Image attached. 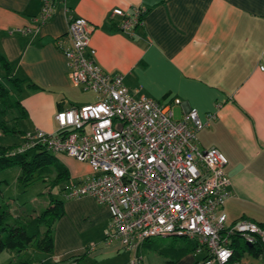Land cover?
Instances as JSON below:
<instances>
[{
	"label": "crops",
	"instance_id": "1",
	"mask_svg": "<svg viewBox=\"0 0 264 264\" xmlns=\"http://www.w3.org/2000/svg\"><path fill=\"white\" fill-rule=\"evenodd\" d=\"M42 4V0H0V54L10 64V78L22 82L21 91L16 92L5 79L1 64L0 83L9 82L4 87L23 108L24 114L13 110V120L26 122L22 132L54 133L58 106L91 104L72 99L74 90L84 91L70 82L62 54L71 44L69 20L85 19L93 26L90 47L96 52V65L107 75H121L133 98L170 104L175 120L189 109H195L203 122L212 117L197 132L196 145L201 150L216 148L227 159L225 226L240 220L264 224V70H260L264 67V0H65L40 23L36 18ZM136 8L144 11L142 25L123 32L121 19L111 16L112 11L131 14ZM17 29L21 32L11 33ZM30 83L40 89L29 88ZM175 100L180 104H174ZM10 114L0 115V123L5 122L0 128L3 134L13 129L8 127ZM19 142L16 133L7 146ZM67 171L77 181L87 175L72 178ZM60 201L64 215L53 226V250L44 253L36 248L39 253L26 259L80 264L70 259L84 257L90 246L98 248L99 243L106 260L123 253L118 243L104 241L110 226L105 205L90 196L66 199L63 194ZM147 250L144 246L143 252ZM201 252L202 256L195 254ZM21 254L25 257L26 251L9 254L0 264H19ZM205 255L203 250L191 251L176 264H196ZM252 258L264 264L262 258ZM157 259L153 264L167 261Z\"/></svg>",
	"mask_w": 264,
	"mask_h": 264
},
{
	"label": "built area",
	"instance_id": "2",
	"mask_svg": "<svg viewBox=\"0 0 264 264\" xmlns=\"http://www.w3.org/2000/svg\"><path fill=\"white\" fill-rule=\"evenodd\" d=\"M36 21L43 23L55 5L65 0H42ZM144 11L131 14L115 9L120 29L140 27ZM93 26L85 19L69 20L70 46L62 49L68 78L82 91L96 93L93 103L56 111L57 130L46 134L27 132L19 152L36 145L54 154H65L87 163L91 175L63 186L66 199L92 197L110 213L105 243L120 242L125 251H137L151 238H184L195 242L207 258L200 264H246L233 260L229 236L240 233L247 244L264 231L255 223L240 220L223 234L226 215L222 211L229 196V179L223 172L225 156L216 148L201 150L196 134L208 125L195 109L175 120L171 105H159L144 96L133 98L121 75L102 72L90 47ZM21 32L13 30L11 33ZM25 33V31H23ZM264 70V67H260ZM174 104H180L175 100ZM94 246H92V249ZM135 258L129 264H138ZM38 264V263H35Z\"/></svg>",
	"mask_w": 264,
	"mask_h": 264
},
{
	"label": "trees",
	"instance_id": "3",
	"mask_svg": "<svg viewBox=\"0 0 264 264\" xmlns=\"http://www.w3.org/2000/svg\"><path fill=\"white\" fill-rule=\"evenodd\" d=\"M143 15L140 17L141 20H143ZM0 64L5 72L4 77L11 82L13 87L16 89V92H20L22 82L18 79L10 78V64L1 54ZM28 87L31 89H40L32 83L28 84ZM0 107V115L2 116H5L8 111L12 112L13 110H19L21 114H24L23 108H20V102L17 100V97L12 95V93L1 83ZM61 109V106H58V110ZM2 126H5V122L0 123V128ZM7 132H10L11 134L18 133L20 135V142L14 146H0V171L12 167H19V181L24 186L51 180L50 186L54 188L61 184H64L63 186H65L69 180H72L67 169L57 162L54 153L47 150L45 146L36 145L32 148L19 152V149L24 145L23 136L27 133L26 131L17 132L16 128L13 127V129H8V131L5 130V133ZM63 186L60 189L62 193ZM63 215L64 208L62 201L51 199L49 206L39 215L30 219L26 223H15L13 225L9 223L7 212L0 208V254L4 251L24 253L30 246L34 245L33 243H36V248L39 251L50 253L53 250V226ZM255 224L264 231V224ZM229 228L230 227L225 229L223 234H228ZM241 239H243V236L240 233L231 234L229 236L228 246L233 249V260H242L244 253L248 256L262 258L264 260V245L259 237H255L254 243L252 244H247L243 239L244 245H242ZM185 240L187 242L184 246L165 247L158 242L147 243L150 241V239H147L140 245V247L144 248V246H148L149 251H153L157 255L167 258L165 264H176L188 253L191 251H197L199 248L195 242L187 239ZM139 248L135 251V256L140 262L143 258V254H139ZM201 250H203L206 255L196 264H200L207 258V251L205 248H202ZM85 256L74 257L70 259V261L82 262L84 261ZM35 263L41 264L31 259H24L19 262V264Z\"/></svg>",
	"mask_w": 264,
	"mask_h": 264
},
{
	"label": "rangeland",
	"instance_id": "4",
	"mask_svg": "<svg viewBox=\"0 0 264 264\" xmlns=\"http://www.w3.org/2000/svg\"><path fill=\"white\" fill-rule=\"evenodd\" d=\"M6 79V78H5ZM4 86L6 88L9 87V82L6 80L3 81ZM74 97L72 99L74 101H78L80 104L84 102L86 103H93L96 99V93L92 91L87 92H81L80 90H74L73 91ZM70 102H66V107H69ZM14 113L13 111L10 114V123L9 128L15 127L16 129H19V131L26 130V122L25 120H13ZM1 120V119H0ZM17 122H19V125H17ZM6 137V138H5ZM14 141V134H11L10 132L3 134L0 130V146H7L10 145ZM56 157V160L58 163L64 165L70 172L72 178L76 174L85 176L86 178L91 175V168L87 163L78 162L76 159L69 157L65 154H54ZM20 176V168L19 167H12L8 169H4L0 171V208L3 211L7 212V216L9 219L10 224H21L26 223L30 219L34 218L35 216L39 215L42 211H44L50 204L51 199H63V194L61 193L60 189L64 184L59 185L58 187L52 188L50 186V181L47 180L46 182H37L34 184H31L29 186H24L19 181ZM84 177V178H85ZM75 180V179H72ZM77 181V180H75ZM118 243L120 246L119 248L122 250L120 256L118 257H111L110 259L106 260L105 257H102L101 252V243H99V246L97 248V245L94 246L92 249V246H90V253H88L85 256L84 261L80 264H128L132 260L136 258V252L135 251H123L122 245L120 242L114 241ZM158 242L165 247H180L184 246L186 244V240L183 238H174V237H168V238H151L149 242ZM242 245H244V240L241 239ZM34 245L30 246L29 249L26 251V256L24 257L23 254H21V259L24 260L28 256H35L37 253H39L36 249V243H33ZM103 244V243H102ZM96 247V249H95ZM139 254H143V247L139 248ZM155 252L147 250L145 253L144 259L142 263L139 264H153L152 260L156 258L158 260V255H154ZM8 254V255H7ZM9 254H12L11 256L19 255L17 252H11V251H5L3 255H0V260H4L9 256ZM198 255L203 254L201 253H195ZM144 255V254H143ZM200 256V257H201ZM243 261L247 264V261H251L255 264H260L259 261H257L255 258H252L248 256L246 253L243 254ZM96 260V261H94Z\"/></svg>",
	"mask_w": 264,
	"mask_h": 264
}]
</instances>
